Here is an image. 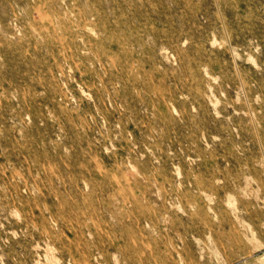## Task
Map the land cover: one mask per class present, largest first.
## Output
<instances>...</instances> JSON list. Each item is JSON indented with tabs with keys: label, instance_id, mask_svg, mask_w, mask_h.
<instances>
[{
	"label": "rangeland",
	"instance_id": "obj_1",
	"mask_svg": "<svg viewBox=\"0 0 264 264\" xmlns=\"http://www.w3.org/2000/svg\"><path fill=\"white\" fill-rule=\"evenodd\" d=\"M0 264H264V0H0Z\"/></svg>",
	"mask_w": 264,
	"mask_h": 264
}]
</instances>
